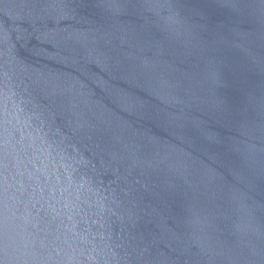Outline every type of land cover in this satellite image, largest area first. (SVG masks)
<instances>
[{"label":"water","instance_id":"95a60500","mask_svg":"<svg viewBox=\"0 0 264 264\" xmlns=\"http://www.w3.org/2000/svg\"><path fill=\"white\" fill-rule=\"evenodd\" d=\"M54 2L0 0V29L32 69L59 75L31 90L69 135L84 101L61 90L78 80L99 102L73 139L123 201L121 251L132 264H264V0H162L174 29L149 0H63L74 18L59 25L43 8ZM39 207L29 228L47 256L70 222Z\"/></svg>","mask_w":264,"mask_h":264},{"label":"clouds","instance_id":"9594fccd","mask_svg":"<svg viewBox=\"0 0 264 264\" xmlns=\"http://www.w3.org/2000/svg\"><path fill=\"white\" fill-rule=\"evenodd\" d=\"M70 7L63 0L43 5L46 14H55L57 25L60 20L74 18V13L66 11ZM108 7L118 13L125 5L111 3ZM144 7L160 16L170 28L179 24L178 13L170 3L149 0ZM165 9L167 15H163ZM67 31L59 27L49 29L44 37ZM75 35L80 38L85 34L77 31ZM92 55L93 51H89L88 56ZM96 60L103 63L99 56ZM42 76L59 79L56 73H44L27 65L17 54L11 33L0 29V264H132L130 254L121 251L123 237L114 234L112 227L113 217L121 224L125 220V213L118 211L123 201L115 188L105 186L95 162L73 139L89 126L87 109L99 102L92 99L87 85L78 80L74 88L61 90L75 89L84 101L83 107L72 105L69 135L56 125V113L32 93V85L40 84ZM37 204L40 207L35 215L47 205L49 214L59 216L64 214L57 210L62 206L70 222L63 227L71 235H57L47 256L37 250L38 245L44 248L47 242L38 241L29 228L37 227L32 223V209ZM249 224L250 231L259 234L250 214Z\"/></svg>","mask_w":264,"mask_h":264}]
</instances>
